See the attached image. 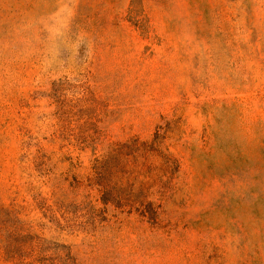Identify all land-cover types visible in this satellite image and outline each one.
I'll list each match as a JSON object with an SVG mask.
<instances>
[{"label": "rangeland", "instance_id": "374dc122", "mask_svg": "<svg viewBox=\"0 0 264 264\" xmlns=\"http://www.w3.org/2000/svg\"><path fill=\"white\" fill-rule=\"evenodd\" d=\"M0 264H264V0H0Z\"/></svg>", "mask_w": 264, "mask_h": 264}]
</instances>
